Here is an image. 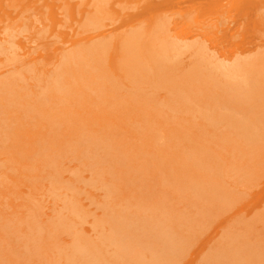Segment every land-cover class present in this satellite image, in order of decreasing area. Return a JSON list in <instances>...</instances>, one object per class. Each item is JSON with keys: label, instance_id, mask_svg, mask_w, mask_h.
<instances>
[{"label": "bare ground", "instance_id": "6f19581e", "mask_svg": "<svg viewBox=\"0 0 264 264\" xmlns=\"http://www.w3.org/2000/svg\"><path fill=\"white\" fill-rule=\"evenodd\" d=\"M163 1L0 0L7 60L33 19L72 43L0 73V264H264V79L237 81L264 65V0L175 1L261 39L230 65L170 49Z\"/></svg>", "mask_w": 264, "mask_h": 264}, {"label": "rangeland", "instance_id": "374dc122", "mask_svg": "<svg viewBox=\"0 0 264 264\" xmlns=\"http://www.w3.org/2000/svg\"><path fill=\"white\" fill-rule=\"evenodd\" d=\"M70 3H76L81 0H67ZM91 2L93 0H90ZM176 0H167L160 3L161 11L155 14L153 20L154 24H162L158 20H163L169 23V26L166 27L169 29V37L166 35V38L169 39L171 44L170 49H186V50H205L210 52L209 54L217 55L219 61L223 62L225 65H230L234 60H244L247 56L253 55L252 53L256 51H261L263 49H258L263 45L261 39L256 36L252 38H246L244 41L236 39L232 40V33L236 31V23H234L229 16H226L224 12L215 14L213 16H200L193 15L192 9L190 8L193 4H182L179 7L175 5ZM198 3V1H197ZM178 11H184L183 14H177ZM221 16V17H220ZM150 18L149 15L145 16ZM218 18L220 20L218 21ZM227 18V19H226ZM24 19V18H23ZM259 19V18H258ZM34 25L30 29L21 30L18 33L17 41H24L27 46L26 50L29 52V57L26 59L23 57V52L17 49V57L13 60H7L4 55H0V73L6 70H11L17 67H20V63H27L29 58L33 59L35 62L39 63L37 65L36 74L43 75L48 69H52L55 63L57 62L56 56L57 52L55 48L58 49H70L72 43L68 39L59 40L56 47H51V44L55 42L56 35L59 33H64L67 29H60L48 26L47 33L44 36H41L38 33L39 28L43 29L41 25L43 23L37 22L33 19ZM45 24V23H44ZM218 25V28L215 27ZM34 26H40L35 29ZM27 27V26H26ZM165 28V29H166ZM113 29L107 28L94 33L93 35H98L105 32L104 35L113 36ZM157 34V37L153 39L152 42L144 44L143 48L145 50L150 49L151 47L158 46L163 42V34ZM185 58L188 59L189 55H185ZM247 61H254V59L249 58ZM255 62V61H254ZM44 63V64H40ZM257 66V63L251 64L248 66L250 69H254ZM243 76V74H242ZM264 79V65L258 66L253 71L248 73V76L239 77L237 81L248 80L250 83H257ZM29 84L36 85L37 83L33 80L29 81ZM34 88V87H33ZM163 95V93H161ZM257 95H260L258 93ZM253 96L249 98V101H260L259 96ZM160 142L165 143V134L161 133L159 135ZM25 190V189H24ZM26 191V190H25ZM54 203V200H53ZM53 203L50 199L47 200L48 208H52ZM85 204L90 210L96 214L100 213V210H97L94 205H91L90 202L85 201ZM47 208V209H48ZM47 214H52L51 211H48ZM90 224V223H89ZM87 228L90 226L87 225Z\"/></svg>", "mask_w": 264, "mask_h": 264}]
</instances>
